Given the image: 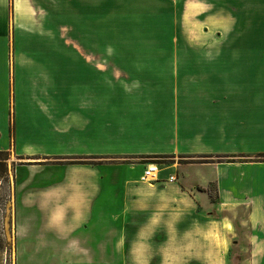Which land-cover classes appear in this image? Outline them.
Here are the masks:
<instances>
[{
  "label": "crops",
  "instance_id": "0c3cea01",
  "mask_svg": "<svg viewBox=\"0 0 264 264\" xmlns=\"http://www.w3.org/2000/svg\"><path fill=\"white\" fill-rule=\"evenodd\" d=\"M93 3L74 11L100 17ZM69 46L65 0H0V151L16 161V233L34 227L66 264H229L230 211L264 217V149L251 158L229 141L264 129V58L235 69L228 58L85 56L77 43L66 56ZM148 155H173L150 182ZM235 252L264 264V240Z\"/></svg>",
  "mask_w": 264,
  "mask_h": 264
},
{
  "label": "rangeland",
  "instance_id": "374dc122",
  "mask_svg": "<svg viewBox=\"0 0 264 264\" xmlns=\"http://www.w3.org/2000/svg\"><path fill=\"white\" fill-rule=\"evenodd\" d=\"M93 2L65 0V42L70 43L66 56L74 55L72 46L77 43L85 56L228 58L235 69L252 68L255 58H264V0H95L101 16L79 18L74 9L93 8ZM150 5L173 9L181 15L149 17L146 15L162 13L146 11ZM230 134L231 146L250 152L251 158L257 150L264 149V129L231 130ZM15 164L8 153L0 152V264H66L65 259L52 256L49 242L35 240L34 227H29L23 236L16 233ZM261 165L255 172L263 191L264 164ZM215 184L206 185L214 198ZM249 212V206H245L228 215L234 225L229 264L247 261L235 256V251L251 250L253 242L264 240V217L253 223L248 221ZM220 238L214 232V249L224 252L225 244Z\"/></svg>",
  "mask_w": 264,
  "mask_h": 264
},
{
  "label": "built area",
  "instance_id": "2783aa9c",
  "mask_svg": "<svg viewBox=\"0 0 264 264\" xmlns=\"http://www.w3.org/2000/svg\"><path fill=\"white\" fill-rule=\"evenodd\" d=\"M158 171V165L156 162H147L145 164L143 173L141 175V180L146 181V182H150L151 180H153V174H155ZM153 175V176H152ZM174 177L170 176L169 180H173Z\"/></svg>",
  "mask_w": 264,
  "mask_h": 264
},
{
  "label": "trees",
  "instance_id": "16d2710c",
  "mask_svg": "<svg viewBox=\"0 0 264 264\" xmlns=\"http://www.w3.org/2000/svg\"><path fill=\"white\" fill-rule=\"evenodd\" d=\"M0 152H6V151H0ZM172 156L173 155H148L147 158H149V159H146L147 161H145V162H148V160H153V162H156V163H168V162H171ZM231 156H234V155H231ZM242 156H244V155H242ZM67 162L68 163H88V161L76 160V159H72V160H69Z\"/></svg>",
  "mask_w": 264,
  "mask_h": 264
},
{
  "label": "bare ground",
  "instance_id": "6f19581e",
  "mask_svg": "<svg viewBox=\"0 0 264 264\" xmlns=\"http://www.w3.org/2000/svg\"><path fill=\"white\" fill-rule=\"evenodd\" d=\"M213 229H214L215 233H219L220 232V226L218 225V222H213Z\"/></svg>",
  "mask_w": 264,
  "mask_h": 264
}]
</instances>
